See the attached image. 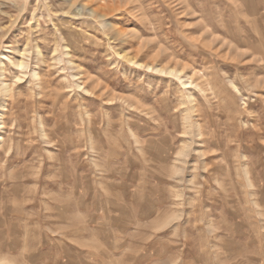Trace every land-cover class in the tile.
<instances>
[{"label": "rangeland", "instance_id": "1", "mask_svg": "<svg viewBox=\"0 0 264 264\" xmlns=\"http://www.w3.org/2000/svg\"><path fill=\"white\" fill-rule=\"evenodd\" d=\"M0 75V264H264V0H0Z\"/></svg>", "mask_w": 264, "mask_h": 264}, {"label": "bare ground", "instance_id": "2", "mask_svg": "<svg viewBox=\"0 0 264 264\" xmlns=\"http://www.w3.org/2000/svg\"><path fill=\"white\" fill-rule=\"evenodd\" d=\"M27 53V52H26ZM24 54V53H23ZM24 56V55H23ZM22 58H25V57H22ZM9 61V60H8ZM10 63L12 64V65H14L15 67H17V68H19V69H25L26 68V63L24 62V60H21V59H19V60H16V61H12L11 59H10ZM10 64V65H11ZM13 66V67H14ZM162 69V68H161ZM164 69H166V68H164ZM164 69H162L161 70V72H165L166 70H164ZM170 71V70H169ZM167 73V72H166ZM168 74H172V75H174V74H177V71L176 70H172V71H170V73H168ZM1 75H3V74H1ZM0 75V76H1ZM37 76H38V74H36ZM179 76V75H178ZM21 77V76H20ZM192 84V83H191ZM14 87V86H13ZM78 87H80V86H78ZM1 90L3 91V92H5V93H9V91H10V87H9V85L8 84H6L5 82H2V86H1ZM187 155V154H186Z\"/></svg>", "mask_w": 264, "mask_h": 264}]
</instances>
